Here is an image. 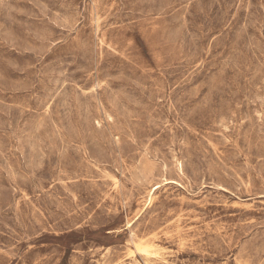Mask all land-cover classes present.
Returning a JSON list of instances; mask_svg holds the SVG:
<instances>
[{
	"label": "rangeland",
	"instance_id": "rangeland-1",
	"mask_svg": "<svg viewBox=\"0 0 264 264\" xmlns=\"http://www.w3.org/2000/svg\"><path fill=\"white\" fill-rule=\"evenodd\" d=\"M0 264H264V0H0Z\"/></svg>",
	"mask_w": 264,
	"mask_h": 264
},
{
	"label": "bare ground",
	"instance_id": "bare-ground-1",
	"mask_svg": "<svg viewBox=\"0 0 264 264\" xmlns=\"http://www.w3.org/2000/svg\"><path fill=\"white\" fill-rule=\"evenodd\" d=\"M140 249V248H139ZM141 250H144V249H141Z\"/></svg>",
	"mask_w": 264,
	"mask_h": 264
}]
</instances>
